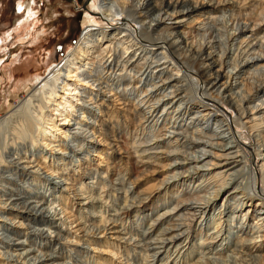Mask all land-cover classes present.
<instances>
[{
	"label": "bare ground",
	"instance_id": "6f19581e",
	"mask_svg": "<svg viewBox=\"0 0 264 264\" xmlns=\"http://www.w3.org/2000/svg\"><path fill=\"white\" fill-rule=\"evenodd\" d=\"M81 25L46 74L1 71L0 264H264V0H91Z\"/></svg>",
	"mask_w": 264,
	"mask_h": 264
},
{
	"label": "rangeland",
	"instance_id": "374dc122",
	"mask_svg": "<svg viewBox=\"0 0 264 264\" xmlns=\"http://www.w3.org/2000/svg\"><path fill=\"white\" fill-rule=\"evenodd\" d=\"M88 0H0V78L4 67H9L12 73V83L20 85L28 82L29 79L37 75L46 74L47 70L54 64H58L65 57L69 49L77 42L82 32L81 22L85 15V10L90 9V1ZM31 4L33 14L27 17L23 12H19L17 7L21 3ZM39 16V21H38ZM45 25V37L40 41L43 47L27 44L26 38L32 32V36L42 30ZM33 40V39H31ZM16 56L17 59L13 60ZM12 70V71H11ZM6 81L0 87L1 95H6L13 90H9ZM5 85V86H4ZM12 102V99H9ZM3 103L0 100V106ZM122 105L117 104V108ZM227 111V109H225ZM228 112V111H227ZM139 115H141L138 112ZM122 119L118 117L117 122L113 120L102 126L106 131L110 143L121 146L123 135L125 134ZM109 127V128H108ZM112 127V128H111ZM113 130V135L112 132ZM114 136V137H113ZM242 133V142L250 145V140ZM112 144V145H113ZM114 151V149H113ZM121 151V152H120ZM122 160L124 153L120 149ZM118 161L115 158L114 161ZM130 178L135 181L137 176L132 173Z\"/></svg>",
	"mask_w": 264,
	"mask_h": 264
}]
</instances>
